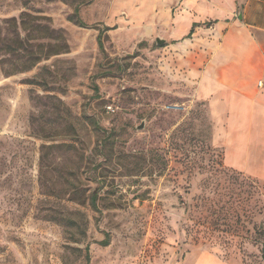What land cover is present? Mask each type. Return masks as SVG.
Returning a JSON list of instances; mask_svg holds the SVG:
<instances>
[{
  "label": "rangeland",
  "instance_id": "374dc122",
  "mask_svg": "<svg viewBox=\"0 0 264 264\" xmlns=\"http://www.w3.org/2000/svg\"><path fill=\"white\" fill-rule=\"evenodd\" d=\"M184 3L0 0V264H264V177L225 162Z\"/></svg>",
  "mask_w": 264,
  "mask_h": 264
},
{
  "label": "crops",
  "instance_id": "0c3cea01",
  "mask_svg": "<svg viewBox=\"0 0 264 264\" xmlns=\"http://www.w3.org/2000/svg\"><path fill=\"white\" fill-rule=\"evenodd\" d=\"M183 6L173 40L213 36L202 83L215 94L213 116L226 125L225 162L264 177V0H185ZM191 264L233 263L204 250Z\"/></svg>",
  "mask_w": 264,
  "mask_h": 264
},
{
  "label": "trees",
  "instance_id": "16d2710c",
  "mask_svg": "<svg viewBox=\"0 0 264 264\" xmlns=\"http://www.w3.org/2000/svg\"><path fill=\"white\" fill-rule=\"evenodd\" d=\"M99 46L102 50H104V46H103V41L101 39V36L99 37ZM108 239H106L105 241H103V244H107ZM88 249V248H87Z\"/></svg>",
  "mask_w": 264,
  "mask_h": 264
},
{
  "label": "water",
  "instance_id": "95a60500",
  "mask_svg": "<svg viewBox=\"0 0 264 264\" xmlns=\"http://www.w3.org/2000/svg\"><path fill=\"white\" fill-rule=\"evenodd\" d=\"M157 42H158L159 44H163V43H165V39L158 37V38H157Z\"/></svg>",
  "mask_w": 264,
  "mask_h": 264
},
{
  "label": "built area",
  "instance_id": "2783aa9c",
  "mask_svg": "<svg viewBox=\"0 0 264 264\" xmlns=\"http://www.w3.org/2000/svg\"><path fill=\"white\" fill-rule=\"evenodd\" d=\"M259 85H262V82H259Z\"/></svg>",
  "mask_w": 264,
  "mask_h": 264
}]
</instances>
